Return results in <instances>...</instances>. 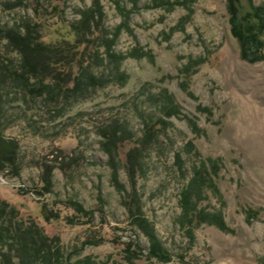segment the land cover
Returning a JSON list of instances; mask_svg holds the SVG:
<instances>
[{
    "label": "rangeland",
    "instance_id": "obj_1",
    "mask_svg": "<svg viewBox=\"0 0 264 264\" xmlns=\"http://www.w3.org/2000/svg\"><path fill=\"white\" fill-rule=\"evenodd\" d=\"M39 6L80 30L96 86L85 77L66 92L51 80L54 95H40L15 79L22 57L6 36L34 24ZM229 20L227 0H0V133L18 149L0 174V264H18L28 230L47 237L31 264L49 253L52 264H264V61L241 57ZM115 130L117 150L107 136ZM47 167L53 192L42 196ZM197 171V208L220 212L227 230L181 221ZM127 193L140 198L168 261L149 256ZM71 200L93 211L90 222ZM250 210L259 213L249 220ZM130 241L142 248L132 260Z\"/></svg>",
    "mask_w": 264,
    "mask_h": 264
},
{
    "label": "trees",
    "instance_id": "obj_2",
    "mask_svg": "<svg viewBox=\"0 0 264 264\" xmlns=\"http://www.w3.org/2000/svg\"><path fill=\"white\" fill-rule=\"evenodd\" d=\"M248 1L250 5L246 11L242 6V0H227V8L230 15L231 31L238 40L241 57L254 63L264 61V4H257L254 0ZM43 9L42 6L36 8L37 23L26 24L27 27L24 33L13 30L8 31L6 37L17 48L22 57L21 68L13 71L15 79L21 81L27 89L40 95L44 93L54 95L55 89L51 88L49 83L51 80L55 81L66 92L81 90L85 77L88 79L86 82L96 86L99 83L98 78L92 71L86 69L84 64H81L86 46L79 33L80 30L69 24L61 13H48ZM54 14H57L55 20L49 22ZM0 32L2 31L0 30ZM107 136L111 141L109 145L115 144V150H117L119 142L124 139V136H119L118 130L112 131ZM134 149L128 152V159L131 163L129 169L131 171L134 170L132 166L137 159L136 155H132ZM17 150V144L7 140L0 133V174H4L10 165H16ZM108 152L110 158L114 159V151L108 149ZM52 169V167L46 168L42 178L41 191H35L38 195L44 196L53 192ZM200 173V171L196 172V176L181 194V221L183 223L188 222L190 226L192 225V228L196 225L208 223L216 225L222 230H227L228 227L220 212L210 213L204 208H197V200L201 191ZM130 174L133 176V172H130ZM113 175L115 176L114 179H117L118 170L116 168L113 170ZM120 188L123 189L124 187ZM127 195L129 198L127 197L124 203L129 212L131 223L145 232L151 241L149 256L168 261L169 253L155 234L153 226L146 219L140 198L136 194L127 193ZM40 202L39 214L41 218L46 222H51V212L46 200ZM68 204L82 217L80 221L86 219L90 222L92 220L93 211L87 210L80 202L71 200ZM257 213L259 212L250 210L249 220L253 217V214ZM63 217L66 222L74 221L70 214ZM0 235H2V232H0ZM18 235L19 240L17 243L23 253L18 264H31V257L40 254L42 249L40 247L42 244H47V237L42 234L36 235L29 230ZM133 245H135V248H132ZM141 251L142 248L136 242L130 241L128 243L127 252L130 260L139 256ZM6 261L7 264L12 263L10 257ZM45 263L52 264L50 253L46 256Z\"/></svg>",
    "mask_w": 264,
    "mask_h": 264
}]
</instances>
